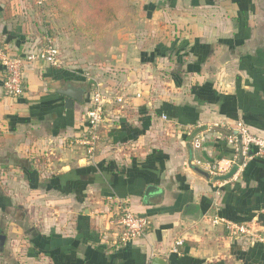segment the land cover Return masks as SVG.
I'll list each match as a JSON object with an SVG mask.
<instances>
[{
    "label": "crops",
    "instance_id": "0c3cea01",
    "mask_svg": "<svg viewBox=\"0 0 264 264\" xmlns=\"http://www.w3.org/2000/svg\"><path fill=\"white\" fill-rule=\"evenodd\" d=\"M54 3L39 12L55 42L63 35ZM128 3L138 5L142 33L119 24L97 41L105 47L88 52L93 59L27 63L20 97L5 93L0 64V264H150L154 256L264 264V245L211 222L216 214L264 233V157L220 181L195 164L231 158L221 137L238 121L264 135V0ZM37 15L35 0H0V48L40 45ZM85 64L104 90L123 96L106 104L92 157L75 142L90 104ZM68 86L85 89L72 108L57 92ZM198 133L207 141L194 149ZM121 206L151 224L116 247ZM177 238L183 245L172 252Z\"/></svg>",
    "mask_w": 264,
    "mask_h": 264
},
{
    "label": "built area",
    "instance_id": "2783aa9c",
    "mask_svg": "<svg viewBox=\"0 0 264 264\" xmlns=\"http://www.w3.org/2000/svg\"><path fill=\"white\" fill-rule=\"evenodd\" d=\"M44 1L35 0V4L38 8H41L44 7ZM40 43V45H30L20 53L0 48V64L3 68L2 85L8 96L17 98L24 93V67L27 63L41 60L49 66L60 65V50L50 35L46 33ZM85 77L90 80V104L84 114L83 133L75 139V142L85 150L87 156L92 157L101 139V126L106 104L111 102L122 104L123 96L115 94L111 90H104L101 84L89 76L88 73L85 74ZM137 96H140V94H137ZM161 117L163 120H167L166 115ZM221 139L233 150L234 153L231 158H222L217 161H195L196 165L204 164L205 171L211 177L223 174L233 165H237V173L251 158L264 157V135L251 133L241 121H238L233 130L228 131ZM206 141L207 136L204 133H198L192 137L190 143L194 149H200ZM211 222L214 225L221 224L230 236H245L253 242L264 245V233L254 229L250 224L236 223L216 214L211 218ZM115 223L119 231V237L114 240V244L119 247L134 238L144 236L150 227L151 221L147 216L121 206L116 214ZM182 245L183 238L175 239L171 251L178 252Z\"/></svg>",
    "mask_w": 264,
    "mask_h": 264
},
{
    "label": "trees",
    "instance_id": "16d2710c",
    "mask_svg": "<svg viewBox=\"0 0 264 264\" xmlns=\"http://www.w3.org/2000/svg\"><path fill=\"white\" fill-rule=\"evenodd\" d=\"M54 10L67 17L88 41H100L125 17L128 0H55Z\"/></svg>",
    "mask_w": 264,
    "mask_h": 264
},
{
    "label": "rangeland",
    "instance_id": "374dc122",
    "mask_svg": "<svg viewBox=\"0 0 264 264\" xmlns=\"http://www.w3.org/2000/svg\"><path fill=\"white\" fill-rule=\"evenodd\" d=\"M136 4H138V3H136ZM137 10H138V5L137 6L134 5L129 10V14L126 17H124L118 23V25L120 24L119 27H121V29H119L120 31H122V28L124 29L123 32H126L127 30L129 31L130 29L125 28V27H126V25L131 24L132 25V27H131L132 32H134V33L137 32L138 34L143 32V23H141L142 21H140V18L137 17ZM47 14L44 13L43 11H41V13H40L39 8H38V15H37L38 18L41 21L45 20L41 23H38V24H40V27L42 28V32H44L43 33L44 35H45L46 31L48 30L47 26L45 25V24H47V22H46V20L48 18ZM57 14H58V12H57ZM59 17H60V20L58 21V24H57L58 27L57 28L64 37L61 35L58 36L54 43L58 47V49L60 50V56L62 59L68 61L67 59H71L72 58L71 56H74L73 58L77 59V60H81V58L83 56H85L86 58L93 59L94 56L92 57L91 53H88V52H93L96 49H99L98 46H102V43H103V47L106 46V42H108L107 40L103 41V42L88 41L83 36H81V34L77 30L75 24L72 23L71 21H69V19L67 17H62V16H59ZM131 22H133V24ZM118 25H116V26H118ZM48 33H49V31L47 32V34ZM67 48H72L73 50L67 51ZM86 50H87V52H86ZM83 51H85V53H82ZM80 64L81 63H79V62H72V64H70V66L72 65V66H75L76 68H79L77 66H80ZM87 66H89V64L84 65L85 70H86V72L90 73L89 71L91 69H89ZM89 76L93 77V74L90 73ZM89 81L90 80H88L87 83H89ZM14 250H15V248H14ZM16 252H18V251H16Z\"/></svg>",
    "mask_w": 264,
    "mask_h": 264
},
{
    "label": "water",
    "instance_id": "95a60500",
    "mask_svg": "<svg viewBox=\"0 0 264 264\" xmlns=\"http://www.w3.org/2000/svg\"><path fill=\"white\" fill-rule=\"evenodd\" d=\"M57 92H59L60 94H62L64 96V104L67 108H72L74 105V102H82L83 101V95L85 92L84 88H74L72 86H68L67 88H60L57 90ZM237 170V165H233L231 167V169L225 173V174H221V175H217L214 176V180H227L229 179ZM204 175H208L205 172H201ZM154 189V186H149L146 189L145 192V196H148L149 193ZM0 239L4 240L5 239V235H1L0 234ZM150 264H166L165 260L163 258H160L159 256H154L151 259V263Z\"/></svg>",
    "mask_w": 264,
    "mask_h": 264
}]
</instances>
